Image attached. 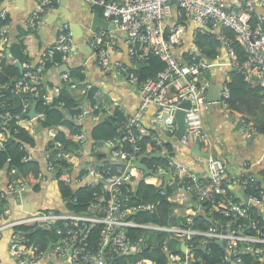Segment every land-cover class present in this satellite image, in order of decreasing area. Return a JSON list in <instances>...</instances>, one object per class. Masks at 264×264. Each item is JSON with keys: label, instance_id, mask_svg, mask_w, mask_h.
Here are the masks:
<instances>
[{"label": "built area", "instance_id": "1", "mask_svg": "<svg viewBox=\"0 0 264 264\" xmlns=\"http://www.w3.org/2000/svg\"><path fill=\"white\" fill-rule=\"evenodd\" d=\"M82 1L90 9L101 7L102 17L125 34L131 64L113 60L112 53L117 49V43L108 30L95 31L90 45L102 70L120 75L139 88L141 104L132 115L121 110L123 118L117 126V133L108 140L109 152L100 162L97 161L99 149L96 147H93V153L87 160L81 161L89 143L84 123L88 116L98 122L105 114H94L87 104L81 106V112L72 114V120L78 125L74 134L75 144L66 148L56 138V128H46H54L55 132L47 146V171H41L38 177L40 184L48 180L47 174H50L51 181H57L56 174L64 172L69 174L68 180L72 186L94 188L96 202L85 213L68 211L64 202L63 210L28 211L22 202H16V198H21L29 184L17 173L16 168L5 165L8 183L3 186L0 182V240L8 239L6 257L16 264H111L118 258L127 264H156L141 254L145 248L154 243L159 244V240H150L151 236L163 234L162 251L167 255L168 264H206L198 250L210 251L211 245H220V241L223 242V246H220L224 249V264L242 263L243 255L248 252L258 260V264H264V221L259 208L264 207V185L257 186L254 192H246L247 201L236 191V187L247 191L259 183L261 178L253 172L251 165L246 163L238 172L230 173L227 158L202 155L200 157L207 172L203 176L178 158L175 149L168 146L171 140H166L168 136L178 138L176 114L179 110L185 111L186 120V132L179 140L184 143L197 142L199 138L202 141L205 137L203 108L207 103L209 82L204 81L202 75L213 65V56L197 44L200 35L215 33L221 47L228 52L232 69L239 70L252 86L264 88V0ZM2 3L3 0H0V19L6 23L0 28V59L12 44L11 36H8L11 30L8 9L2 7ZM54 5L53 0H37V6L28 18V27L31 30L39 29L48 9ZM191 21L201 25L202 29L194 34L193 47L187 49L184 57H179L176 50L184 41ZM226 28L237 33L245 53L241 60H238L232 41L225 34ZM140 44L146 45L149 50L141 51ZM73 49L69 23L62 22L58 26L55 44L44 52L38 69L31 70L33 62L30 60L22 64L26 71L16 82L13 92L17 95L32 92L38 96L35 83L45 77L47 63L51 62L54 66L61 64ZM55 53L61 54L60 60L54 58ZM152 54L159 56L165 67L155 78L140 84L135 63L147 62ZM69 73L64 71L61 74L59 85L55 86V95L47 87L44 94L46 102H52L59 95L62 81L70 78ZM84 84V94L94 89V85L86 81ZM4 87L0 85V99ZM100 96L102 93L97 90L94 98L99 103ZM229 97L230 88L226 79L222 102L228 109ZM185 101L191 102L189 108L181 107ZM35 105L32 99H28L24 101L21 113L13 116L8 111L1 112L0 132L5 131L15 119L29 128L31 136L36 133L34 124H39L44 114L30 116V110ZM150 105L155 108L153 126L162 129L166 137L149 135L142 125L140 119ZM102 106L107 113H111L108 104ZM238 119L246 136L259 134L245 115L240 114ZM144 135L153 137L155 144L143 146L139 138ZM5 148L6 137L0 136V150ZM153 156L163 158L165 162H142L143 158ZM27 157L31 159V154ZM4 167H0V171ZM153 176L163 183L156 187L158 194L175 204L174 213L179 223L167 226L139 220L140 216L154 213L159 207V202H143L136 198L139 183L143 178ZM217 200L226 205L220 209L223 220L209 223L205 229L194 227L196 218H207V202L214 203ZM32 224L46 228L57 225L56 236L46 250L40 249L19 229L22 225ZM137 228L155 234L150 233L145 237L135 233L132 236L129 232ZM93 229L99 230L95 243L89 242ZM7 233L9 236H6Z\"/></svg>", "mask_w": 264, "mask_h": 264}, {"label": "trees", "instance_id": "2", "mask_svg": "<svg viewBox=\"0 0 264 264\" xmlns=\"http://www.w3.org/2000/svg\"><path fill=\"white\" fill-rule=\"evenodd\" d=\"M53 1L55 4L56 0ZM101 9L97 8L102 14L103 11ZM5 23L4 20L0 19V28L4 27ZM224 31L232 41V47L235 49L238 60H241L245 53L238 41L237 33L230 28H226ZM8 36L10 38L11 30L9 31ZM197 44L205 49L211 56L216 55L222 46L215 33L200 35ZM139 49L141 51L149 50L146 45L142 44L139 45ZM54 58L60 60L61 54L55 53ZM27 61H29L27 47L20 39H17L16 42L12 43L9 51L0 59V85L5 86L1 91L3 96L0 99V113L8 111L13 116L21 113L24 101L32 99L34 104H36V113L44 114V116L39 119L41 127L56 128V138L60 140L66 148L71 144H75L74 134L77 132L78 125L72 120V114L81 112V106H86L87 104V108L94 112V114H105L93 129V137L97 139L95 147L99 148V153L96 156L97 161L100 162L104 160L105 155L108 153L102 151L101 143L113 138L117 133V126L123 118V113L119 105H116L106 95L100 96L99 101L101 103H99L98 100L94 98L95 92L98 90L95 87L87 92V94H84L82 90L85 87L84 81H86V76L81 68L73 69L69 73L70 78L66 81H62L59 95L55 97L52 102H46L44 94L47 92V87L52 86V83L46 77L48 71L54 66L51 62L47 63V69L45 72L46 78L44 77L42 81L35 83V86H37V90L39 91L38 96H34L32 92L17 95L13 92V88L15 87L16 82L23 77L26 68H24L22 64ZM17 62L21 64V68L16 65ZM39 66L40 62L38 64L32 63L31 70L36 71ZM164 67V61L159 56L152 54L147 61L146 66L135 68V71L140 78V84L145 83L149 79L155 78L159 71ZM227 83L230 88V97L227 99L229 108L231 110L242 109L243 115L253 123L257 128L258 133L264 135V88L252 86L250 82L245 80L244 75L236 68H233L230 71ZM95 104H99L97 108L94 107ZM102 104H108L111 107V113H107ZM0 136L6 137V148L0 150V167L9 165L10 168H16L17 173L22 176L28 184L35 186V188L38 189L40 187L38 177L42 171V164L39 160H33L29 157L26 158L29 154V149L31 146H34L36 142V140L29 134V128L17 123V121L13 119L10 126L5 131L0 132ZM148 137L150 136H141L139 142L142 145H145L146 143L148 145ZM168 146L170 149L174 148L173 144L170 142L168 143ZM148 161L156 163L165 162L163 158L158 156L149 158L145 157L142 159L143 163ZM68 176L69 174H65L64 172H58L56 174L65 208L68 211L80 214L85 213L87 208L96 202L97 198L94 195L95 189L89 186L75 188L72 186V182L68 180ZM258 181L259 183L249 187L246 192L251 193L256 191V187L259 185L262 187L264 185V176L263 179L261 178ZM161 184H163L162 181L153 176L143 178L137 186V199L140 201L145 200V202L149 200L159 202V207L156 212L144 214L139 217V220L143 222L152 221L161 225L171 226L172 224L179 223L178 216L174 213L175 204L167 201L165 197H161L155 192L151 193L154 188ZM221 207L225 208L226 205L220 204L218 200L214 203L211 201L207 202V218H196L194 227L205 229L209 223L211 224L218 220L222 221L223 217L220 215ZM212 209L213 211L210 213ZM56 226V224H53L51 228H46L39 224H32L22 225L19 229L27 238H30L32 242H35L40 249L46 250L49 247L51 240L56 236ZM129 233L132 236H134L135 233L139 235L143 234L145 237L150 233L151 235L155 234V232L140 230L138 228L131 230ZM98 237L99 230L93 229L89 235V242L95 243ZM149 239L152 241L159 240V244L154 243V245L145 248L141 256L154 260L156 264H168L167 255L162 251L164 235L158 234L151 236ZM223 250L224 249L219 244H212L210 251L204 252L201 249L198 251L206 264H224L222 261ZM111 264H127V262L118 258L111 262ZM199 264H201V262H199ZM238 264H258V260L254 259L253 255L248 252L243 255L242 263Z\"/></svg>", "mask_w": 264, "mask_h": 264}, {"label": "crops", "instance_id": "3", "mask_svg": "<svg viewBox=\"0 0 264 264\" xmlns=\"http://www.w3.org/2000/svg\"><path fill=\"white\" fill-rule=\"evenodd\" d=\"M61 1L62 0H56L55 5L48 9L39 29L31 30L27 25L28 18L31 12L36 8L37 0H4L2 7L8 9L11 27V42L14 43L17 39L22 40L27 47L29 60L37 64L43 58L44 52L55 44L59 24L62 22L69 23L74 49L66 61L54 66L48 71L46 77L52 83L48 91L52 95L57 93L55 86L59 85L61 74L64 72L63 67L65 66L64 64H66L71 71L81 68L86 76V82L94 85L95 88L101 91L103 96L106 95L116 105H119L121 110L127 115L135 114L141 104L139 88L129 83L120 75L102 70L97 63L95 52L90 45V40L95 32L92 29L94 16L98 15L102 17L103 15L97 8L90 9L82 0H63L64 4ZM200 29H202L201 25L194 21L190 22L184 41L176 50L179 57H184L187 49L193 47L192 45L195 41L194 34L198 33ZM108 31L112 39L117 43V49L112 53L113 60L131 64L132 61L128 54L125 34L114 25H110ZM211 63L213 65L202 75V79L209 82L206 96L211 100H208L206 107L204 106L203 108V135H205V137L201 141L200 151L206 155H220L221 151H225L226 158L229 161L230 173L238 172L247 163L251 165L253 172L262 178L264 176V136L259 134L250 137L246 136L243 125L240 124V121H237L239 120L238 116L240 114L243 115L242 109L230 110L226 108L222 102L224 82H226L232 70L230 60L228 59V52L225 48H220L217 54L212 57ZM154 113L155 108L153 105H150L140 121L149 132V135L155 134L158 136H165L162 129L153 126L152 118ZM96 124H98L97 120H94L90 116L86 118L84 127L89 138V143L81 161L87 160L93 153V147L96 146L97 139L93 137V129ZM34 127L36 133L32 136L36 142L35 145L31 146L29 149V153L31 154V159L41 162L42 172L46 173L48 166L46 156L48 153L47 146L55 129L43 128L40 123L34 124ZM170 137L171 136H168L166 140H171L178 158L187 162L201 175H207L204 162L201 160L200 155H195L192 152V147L195 146L197 142H187L190 145L186 146L183 151H180L179 145H184V143L179 140L180 138ZM148 138V145L146 143L143 146L149 147L152 146L153 143L155 144V141L153 142V137L150 136ZM214 140L220 145L218 149H221V151H218L217 147L212 145ZM107 142L108 140L101 143V146L102 151L108 153L109 147ZM47 175L48 180L41 183L38 189L35 188V186H33L34 189H27L23 192L21 198H16V202H22L26 209L29 208L32 210H60L61 207L64 209V205H62L63 199L58 200L56 203L49 195L48 185H54L58 188L59 186L57 181H51L50 174ZM0 182L3 186H6L8 183L6 166L0 171ZM236 191L239 193V187H236ZM154 192L159 195L157 188H154L151 193ZM59 193L61 195L60 190ZM143 202H145V200H143ZM259 208L262 211L264 221V207L260 206Z\"/></svg>", "mask_w": 264, "mask_h": 264}, {"label": "water", "instance_id": "4", "mask_svg": "<svg viewBox=\"0 0 264 264\" xmlns=\"http://www.w3.org/2000/svg\"><path fill=\"white\" fill-rule=\"evenodd\" d=\"M4 1V0H3ZM20 1V0H19ZM63 2V0L61 1ZM64 4V2H63ZM61 9V8H60ZM59 11V10H57ZM109 23L107 20H105L103 17H100L98 15H95L94 16V22H93V26H92V29L93 31H97L99 29H104V30H108L109 29ZM206 29L208 31H211V29L209 27H206ZM16 65L21 68V64L19 62L16 63ZM65 66L63 67V71H66V72H70V68L69 66H67L66 64H64ZM147 65V62H136L135 63V67L136 68H142L144 66ZM208 100H211L209 99V97L207 96V101ZM191 106V102L190 101H185L183 103H181V107H185V108H189ZM36 115V107L33 106L30 110V116L34 117ZM176 121H177V124H178V130H177V133H176V136L178 138H182L183 135L185 134L186 132V120H185V111L184 110H179L176 114ZM200 144H201V139L199 138L197 140V143L195 146L192 147V152L195 154V155H200V156H206V154H203L201 151H200ZM33 186L31 185H28V188H32ZM75 187V186H73ZM77 188V187H75ZM239 194L242 195L245 200L247 201L248 200V197L246 196V191L244 188H239ZM60 210H63V208L61 207ZM6 236H9V233L6 234ZM221 246H223V242H219ZM8 246V239L7 238H4V239H1L0 240V264H16L15 262L13 261H10L6 256V250H7V247Z\"/></svg>", "mask_w": 264, "mask_h": 264}, {"label": "rangeland", "instance_id": "5", "mask_svg": "<svg viewBox=\"0 0 264 264\" xmlns=\"http://www.w3.org/2000/svg\"><path fill=\"white\" fill-rule=\"evenodd\" d=\"M87 5V4H86ZM89 7V6H88ZM90 8V7H89ZM205 107H206V105H205ZM203 123H204V121H203ZM259 135H262V134H259ZM264 136V135H263ZM170 138H172V137H170ZM184 143V142H183ZM190 144H188L187 142L186 143H184V145H179V148H180V151H183L185 148H186V146H189ZM212 145L213 146H216L217 147V150L218 151H221V149H218V146H220V145H218L217 144V142L214 140V142L212 143ZM220 156L221 157H224V158H226V154H225V151H221V153H220ZM30 185V184H29ZM32 186V185H31ZM33 188V187H32ZM48 188H49V190H48V193H49V195L52 197V200L54 201V202H56L57 203V201L58 200H61L62 199V197H61V195H60V193H59V188L57 187V186H54V185H48ZM29 189V188H28ZM34 189V188H33ZM19 201V200H18ZM63 202V201H62ZM59 204H60V202H59ZM63 205V204H62ZM27 210L28 211H30V212H35L36 210H32V209H29V208H27ZM38 210V209H37ZM23 215H26L27 213H22ZM22 216V215H21ZM8 247V246H7ZM6 247V248H7Z\"/></svg>", "mask_w": 264, "mask_h": 264}, {"label": "clouds", "instance_id": "6", "mask_svg": "<svg viewBox=\"0 0 264 264\" xmlns=\"http://www.w3.org/2000/svg\"><path fill=\"white\" fill-rule=\"evenodd\" d=\"M103 95V94H102Z\"/></svg>", "mask_w": 264, "mask_h": 264}]
</instances>
